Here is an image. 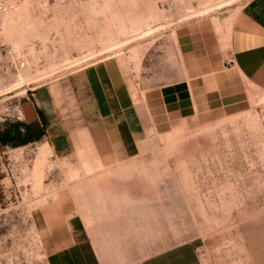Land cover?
<instances>
[{
    "label": "rangeland",
    "instance_id": "374dc122",
    "mask_svg": "<svg viewBox=\"0 0 264 264\" xmlns=\"http://www.w3.org/2000/svg\"><path fill=\"white\" fill-rule=\"evenodd\" d=\"M29 1L3 20L0 43L26 67L0 56V129L30 101L46 133L22 148L0 145V264H47L40 215L70 203L106 257L141 259L197 241L203 264H246L244 248L264 264V106L251 99L228 109L213 96L231 25L249 0ZM158 26L113 57L144 120L140 154L128 163L93 167L75 143L87 125L76 78L108 55L14 90L21 77ZM90 138L101 160L115 158L101 137ZM47 143L53 155L38 154ZM153 241L162 247H144Z\"/></svg>",
    "mask_w": 264,
    "mask_h": 264
},
{
    "label": "crops",
    "instance_id": "0c3cea01",
    "mask_svg": "<svg viewBox=\"0 0 264 264\" xmlns=\"http://www.w3.org/2000/svg\"><path fill=\"white\" fill-rule=\"evenodd\" d=\"M220 58L224 70L214 76L213 96L228 109L248 106L251 99L261 100L264 106V0H249L242 8L231 25L226 49ZM115 59L91 64L76 78V89L82 98L79 118L87 122L75 137L77 153L89 154L93 167L100 169L136 158L145 131L143 117ZM261 117L264 126V107ZM94 136L102 138L115 158L106 161L99 158L90 138ZM46 151L53 155L48 143L38 149V154ZM40 216L47 248L51 250L47 264H203L202 247L197 241L164 247L155 241L149 242L144 247L165 249L141 259L106 257L101 254L83 217L73 212L71 203L62 208L53 206ZM244 261L252 264L245 248Z\"/></svg>",
    "mask_w": 264,
    "mask_h": 264
},
{
    "label": "bare ground",
    "instance_id": "6f19581e",
    "mask_svg": "<svg viewBox=\"0 0 264 264\" xmlns=\"http://www.w3.org/2000/svg\"><path fill=\"white\" fill-rule=\"evenodd\" d=\"M42 4H41V7H43V8H46L47 7L46 4H43V5ZM27 6H34V5H33L32 1H28L27 2ZM222 6H223V4H220V5H210V6H207V7L203 8V10H200V11L198 10L197 12H194L193 15H200V16L201 15H206V14H209L210 12H213L216 9H220ZM11 15H13V14H10L9 16H11ZM9 16H7V17H9ZM7 17H5V18H7ZM3 26H4V22H3ZM163 28H165V27L164 26H158V27H155V28H147L146 30H144L142 32H139L138 34L129 37L128 39H126L123 42L114 43L113 45H110L107 48H104L99 53L91 54L89 56H86V57H83V58H80V59H74V60H70V61L68 60L62 66L52 67L48 72L43 73V74H40V75H37V76L21 77L20 78V83L19 84H16L17 86L14 87V90L20 89L22 86H24L23 84H25V83H27V84L28 83H39L41 81L43 82L44 80H48V79L55 80L56 79L55 78L56 75H60V73L67 72V71H69L71 69H75V68L79 67L82 64H85V63H87L89 61H92L95 58H98V57H101V56H104V55L105 56L108 55L107 57H104V58L111 59V58L115 57L114 55H116V56L117 55H120L119 54L120 52H118V50L120 51V49L122 47H124L129 41L135 40L136 38H143V37L151 36L155 32H157V31H159L160 29H163ZM3 31H4V28L2 27V32ZM50 80H48V81H50ZM32 86H33V84H32Z\"/></svg>",
    "mask_w": 264,
    "mask_h": 264
},
{
    "label": "trees",
    "instance_id": "16d2710c",
    "mask_svg": "<svg viewBox=\"0 0 264 264\" xmlns=\"http://www.w3.org/2000/svg\"><path fill=\"white\" fill-rule=\"evenodd\" d=\"M36 111L40 117L43 116L41 111L37 109ZM42 126V132L34 134L26 122L7 123L0 129V145L17 149L37 143L42 140L46 133V124Z\"/></svg>",
    "mask_w": 264,
    "mask_h": 264
},
{
    "label": "built area",
    "instance_id": "2783aa9c",
    "mask_svg": "<svg viewBox=\"0 0 264 264\" xmlns=\"http://www.w3.org/2000/svg\"><path fill=\"white\" fill-rule=\"evenodd\" d=\"M29 0H0V34L2 32L3 20L5 17L10 14H14L19 12L28 2ZM54 1H64V0H54ZM5 52L6 58L9 61V64L12 67L24 69L26 67L25 62L22 58L17 56V54L13 50H8L4 47L3 44L0 43V56ZM24 112L22 109L17 111V116H14L11 120H6L4 125L7 123H17L24 122Z\"/></svg>",
    "mask_w": 264,
    "mask_h": 264
},
{
    "label": "water",
    "instance_id": "95a60500",
    "mask_svg": "<svg viewBox=\"0 0 264 264\" xmlns=\"http://www.w3.org/2000/svg\"><path fill=\"white\" fill-rule=\"evenodd\" d=\"M22 110L24 112L27 124L30 125L34 134L42 132L43 126L40 122V117L32 102L27 101L22 104Z\"/></svg>",
    "mask_w": 264,
    "mask_h": 264
}]
</instances>
